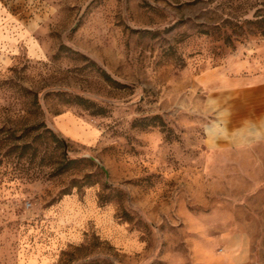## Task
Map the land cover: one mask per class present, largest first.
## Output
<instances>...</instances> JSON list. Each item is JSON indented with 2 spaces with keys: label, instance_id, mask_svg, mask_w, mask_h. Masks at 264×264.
Masks as SVG:
<instances>
[{
  "label": "rangeland",
  "instance_id": "374dc122",
  "mask_svg": "<svg viewBox=\"0 0 264 264\" xmlns=\"http://www.w3.org/2000/svg\"><path fill=\"white\" fill-rule=\"evenodd\" d=\"M1 1L0 264H264V144L224 111L264 0Z\"/></svg>",
  "mask_w": 264,
  "mask_h": 264
},
{
  "label": "crops",
  "instance_id": "0c3cea01",
  "mask_svg": "<svg viewBox=\"0 0 264 264\" xmlns=\"http://www.w3.org/2000/svg\"><path fill=\"white\" fill-rule=\"evenodd\" d=\"M16 18L0 0V49L2 46L12 47L18 38V24ZM5 47V48H6ZM6 55L0 50V66L5 64ZM256 66L257 74L243 79L232 80L227 87L230 91H240L233 97L231 104L224 111H229L225 119L231 136L230 146L239 145L236 143L240 136H247L244 142L264 144V57ZM242 66H245L242 64ZM238 105V106H236ZM228 121V122H227ZM258 166L264 162L259 160ZM231 251L227 253V259L234 264L245 263L249 258V243L242 236L230 243Z\"/></svg>",
  "mask_w": 264,
  "mask_h": 264
},
{
  "label": "trees",
  "instance_id": "16d2710c",
  "mask_svg": "<svg viewBox=\"0 0 264 264\" xmlns=\"http://www.w3.org/2000/svg\"><path fill=\"white\" fill-rule=\"evenodd\" d=\"M262 22L264 21V17H261V19H260Z\"/></svg>",
  "mask_w": 264,
  "mask_h": 264
}]
</instances>
